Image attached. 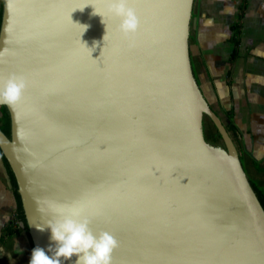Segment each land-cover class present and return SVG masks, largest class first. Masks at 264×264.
Instances as JSON below:
<instances>
[{"label":"water","instance_id":"95a60500","mask_svg":"<svg viewBox=\"0 0 264 264\" xmlns=\"http://www.w3.org/2000/svg\"><path fill=\"white\" fill-rule=\"evenodd\" d=\"M192 5L128 0L125 38L107 0H3L0 78L26 87L0 150L34 248L78 208L118 242L111 264H264V207L192 70Z\"/></svg>","mask_w":264,"mask_h":264},{"label":"crops","instance_id":"0c3cea01","mask_svg":"<svg viewBox=\"0 0 264 264\" xmlns=\"http://www.w3.org/2000/svg\"><path fill=\"white\" fill-rule=\"evenodd\" d=\"M240 22L232 57L231 24ZM189 56L198 85L231 137L250 180L264 191V0H193ZM15 200L0 153V264H29L23 232L3 236Z\"/></svg>","mask_w":264,"mask_h":264},{"label":"clouds","instance_id":"9594fccd","mask_svg":"<svg viewBox=\"0 0 264 264\" xmlns=\"http://www.w3.org/2000/svg\"><path fill=\"white\" fill-rule=\"evenodd\" d=\"M107 13L119 20L117 30L122 36L128 38L135 34L138 18L134 9L128 6V0H107ZM94 14L101 16L99 13ZM25 87V79L21 76L10 74L6 79L0 78V104L13 107L21 99ZM80 213L81 209L73 208L69 216L37 226L41 231H50L53 243L48 246L47 251L51 255L36 247L31 252L29 264H64L73 257L75 259L72 264H111V254L118 242L107 232L93 235L87 218H71L80 216Z\"/></svg>","mask_w":264,"mask_h":264},{"label":"trees","instance_id":"16d2710c","mask_svg":"<svg viewBox=\"0 0 264 264\" xmlns=\"http://www.w3.org/2000/svg\"><path fill=\"white\" fill-rule=\"evenodd\" d=\"M2 5H3V0H0V21H1ZM240 26H241L240 22L231 24V26H230L232 29L231 38L233 39L234 45H235L234 49L231 53L232 57L236 54V47L239 44ZM213 126H214V124H213ZM225 127L228 130V132L231 133V130L233 129V125H225ZM214 128L216 130V134L221 139V137H220L215 126H214ZM0 129H2V131L6 135H8V136L10 135V118H9V115L7 113V110H6V107L4 104L0 105ZM0 153H1V157H2V162L4 164V167H5L7 176H8V180L10 183V188L12 190L14 200H15L13 220L8 222L6 225L3 226L1 237L3 238V236H9V235H12L15 233L23 232L26 235V237L30 243L31 249L33 250L34 247H33V243H32L29 231H28L27 220H26V217L24 214V210H23L20 194H19L18 189H17V182L15 179L13 170H12L11 166L9 165L7 159L5 158V156L3 155L1 150H0ZM250 182L252 184L253 189L256 192V195L258 196L259 200L261 201V203L264 207V191L257 184H255V182H253L252 180H250Z\"/></svg>","mask_w":264,"mask_h":264},{"label":"rangeland","instance_id":"374dc122","mask_svg":"<svg viewBox=\"0 0 264 264\" xmlns=\"http://www.w3.org/2000/svg\"><path fill=\"white\" fill-rule=\"evenodd\" d=\"M204 120V126H205V138L207 141H210L212 143H216L219 145H223L222 140L218 137L216 134V130L210 120L206 115L203 116Z\"/></svg>","mask_w":264,"mask_h":264},{"label":"flooded vegetation","instance_id":"af4514ba","mask_svg":"<svg viewBox=\"0 0 264 264\" xmlns=\"http://www.w3.org/2000/svg\"><path fill=\"white\" fill-rule=\"evenodd\" d=\"M203 129H204V135H205V126H204V120H203Z\"/></svg>","mask_w":264,"mask_h":264}]
</instances>
